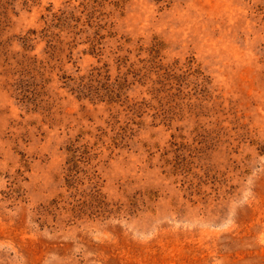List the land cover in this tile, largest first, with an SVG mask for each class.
<instances>
[{"label":"rangeland","instance_id":"obj_1","mask_svg":"<svg viewBox=\"0 0 264 264\" xmlns=\"http://www.w3.org/2000/svg\"><path fill=\"white\" fill-rule=\"evenodd\" d=\"M0 264H264V0H0Z\"/></svg>","mask_w":264,"mask_h":264}]
</instances>
